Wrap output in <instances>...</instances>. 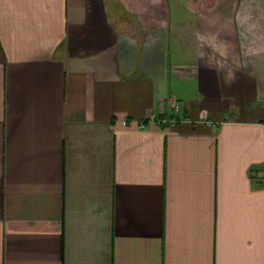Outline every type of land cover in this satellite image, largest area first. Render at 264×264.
I'll list each match as a JSON object with an SVG mask.
<instances>
[{
	"label": "crops",
	"instance_id": "crops-1",
	"mask_svg": "<svg viewBox=\"0 0 264 264\" xmlns=\"http://www.w3.org/2000/svg\"><path fill=\"white\" fill-rule=\"evenodd\" d=\"M234 1L0 0V264H264V0Z\"/></svg>",
	"mask_w": 264,
	"mask_h": 264
},
{
	"label": "rangeland",
	"instance_id": "rangeland-1",
	"mask_svg": "<svg viewBox=\"0 0 264 264\" xmlns=\"http://www.w3.org/2000/svg\"><path fill=\"white\" fill-rule=\"evenodd\" d=\"M208 1V0H207ZM205 2L204 0H196V3H197V6L200 7V6H207L205 7L206 8H216V9H226V8H231L232 4H234V0H224L223 3H221L220 0H209L208 2Z\"/></svg>",
	"mask_w": 264,
	"mask_h": 264
}]
</instances>
